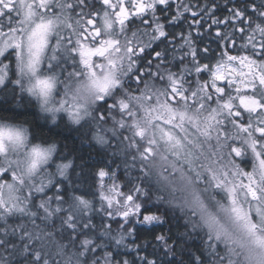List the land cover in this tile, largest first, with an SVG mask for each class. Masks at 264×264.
Instances as JSON below:
<instances>
[{
    "label": "snow or ice",
    "instance_id": "snow-or-ice-1",
    "mask_svg": "<svg viewBox=\"0 0 264 264\" xmlns=\"http://www.w3.org/2000/svg\"><path fill=\"white\" fill-rule=\"evenodd\" d=\"M196 7L0 0V264H264V0Z\"/></svg>",
    "mask_w": 264,
    "mask_h": 264
},
{
    "label": "trees",
    "instance_id": "trees-1",
    "mask_svg": "<svg viewBox=\"0 0 264 264\" xmlns=\"http://www.w3.org/2000/svg\"><path fill=\"white\" fill-rule=\"evenodd\" d=\"M227 1L228 0H215V3L219 4L221 9L224 10L223 12H218L217 14L218 15H223L226 13V9H227ZM208 2V0H191V3L192 5L195 7L197 5H199V7H196V11L199 12V8L200 7H203L206 3ZM239 0H232L231 2V5L233 3H238ZM189 16V23H191L193 21V19H198L199 17H196V18H193L191 16V13H188L187 14ZM211 24V21L210 20H207V22L205 23V28H207L209 25ZM183 27L184 28V31H185V34H187L188 32V28H187V24H183V25H179L176 29H174L176 32H179L180 31V28ZM217 26H213V37H214V31H215V28ZM220 28H223V25H220L219 26ZM196 28H199V25L198 24H193V31H192V34L193 35H196V32L194 29ZM204 44L211 47V48H215L216 47V44L213 40H210V39H205L204 41ZM56 139L58 140V142L61 144V146H63L65 143H67L69 145V147H72V134H69V133H64L63 136H58L56 137ZM77 147H79L78 145V142H77ZM82 154L87 157L89 155V150L88 148L85 146L82 150H81ZM93 156V160H95L96 162H100L97 160V158L95 157V154H92ZM168 226H165V230L167 229ZM179 228L180 231H183V227H182V222H180L179 224H177L176 222H173V225H172V229H173V232L176 231V229ZM143 235V234H141ZM138 243L141 244V247H143V241H137ZM148 251H151V249L149 248ZM143 254V253H141ZM129 259H136V253L133 252L131 254L130 257H128Z\"/></svg>",
    "mask_w": 264,
    "mask_h": 264
},
{
    "label": "flooded vegetation",
    "instance_id": "flooded-vegetation-1",
    "mask_svg": "<svg viewBox=\"0 0 264 264\" xmlns=\"http://www.w3.org/2000/svg\"><path fill=\"white\" fill-rule=\"evenodd\" d=\"M231 2H232V0H228V1H227V3H228V4H227V8L230 7V6H232V5H231Z\"/></svg>",
    "mask_w": 264,
    "mask_h": 264
}]
</instances>
